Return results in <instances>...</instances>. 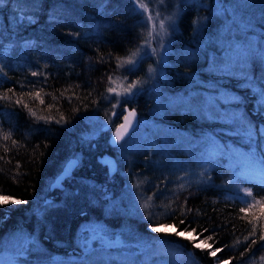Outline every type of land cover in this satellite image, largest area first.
<instances>
[{
    "label": "trees",
    "instance_id": "trees-1",
    "mask_svg": "<svg viewBox=\"0 0 264 264\" xmlns=\"http://www.w3.org/2000/svg\"><path fill=\"white\" fill-rule=\"evenodd\" d=\"M179 2L177 30L163 67L170 90L189 86L194 94L170 104L159 116L173 125L177 135L168 136L157 146L131 150L125 173L118 168L109 173L98 157L103 152L115 153L108 130L120 120L123 109L113 116L111 125L96 133L94 129L110 115L114 99L107 88L119 77L143 74L144 60L133 72L127 71L128 66L117 67V57L127 58L139 45L145 30L141 11L132 0H4L0 4V95L13 89L8 93L11 101L0 99V129L12 132V139H0V195L24 201L0 206V249L11 233L23 232L35 236L37 253L44 254L35 259L40 263L34 264H42L53 255L61 256L62 264L68 260L73 264H129L94 256L78 260L74 253L81 245L78 227L89 219L145 227L149 220L139 204L159 185L148 212L155 216L170 204L175 219L169 218L170 212L161 217L162 223H176L180 229L189 226L198 233L207 229L201 239L212 235L209 243L213 249H223L213 258L207 251L193 248L186 239L158 233L191 255L185 257L188 261L169 264H193V257L195 264H219V260L229 258L231 264H264L259 227L256 236H249L252 225L248 220L259 215V209L247 214L239 211L246 206L244 199L251 200L241 189L250 188L256 198H264V181L256 175V169L264 165V54L255 48L244 62L240 57L232 63L222 58L216 66L212 65L217 63L215 59L210 61L205 52L211 45L214 50L212 41L218 38L217 28L222 24L216 19L215 6L220 11L228 3L236 6L252 19L256 37L264 38V0ZM203 15L202 26L194 30L193 19ZM200 44V50L192 49ZM214 52L213 58L217 56ZM32 72L41 75L33 76ZM41 88L43 105L27 95L23 99L38 115H51L48 123L35 120L23 105L12 102L23 93ZM206 91L212 99L204 104L201 99ZM44 93H54L59 99L54 102ZM67 97H72L71 102ZM123 100L122 107L128 104L142 113L148 97L146 90H141L126 103ZM53 103L55 107L49 110L47 105ZM234 114L243 117V122L234 119ZM61 115L65 119L57 123ZM249 127L251 139L247 135ZM204 131L211 134L205 147L189 144ZM13 139L17 145L12 144ZM212 141L226 146L224 154L205 164ZM249 153L255 154L252 160L246 159ZM70 156L77 158L76 164L61 188L52 187L51 181ZM205 167L207 173L201 182ZM145 177L148 180L138 188L140 198L133 212L121 211L114 197L122 196L124 184ZM180 183L186 185L185 189L179 190ZM185 198L186 209L192 211L182 216ZM181 219L185 224H179ZM253 239L257 241L254 245ZM249 245L251 248L245 251Z\"/></svg>",
    "mask_w": 264,
    "mask_h": 264
},
{
    "label": "rangeland",
    "instance_id": "rangeland-1",
    "mask_svg": "<svg viewBox=\"0 0 264 264\" xmlns=\"http://www.w3.org/2000/svg\"><path fill=\"white\" fill-rule=\"evenodd\" d=\"M144 2L151 9V14H160L161 18L169 16L173 18V21L168 26V33L164 37L165 47H160L159 38H155L151 42V48H156L158 55L151 54V48H145L140 56L144 60L143 74L139 77H119L117 78L113 86L118 92L122 90L123 87L127 85L128 82L136 79L145 81L141 86L136 89V93L141 90H146L148 102L143 108L142 113H138V122L136 126L125 136V138L119 143L115 144L114 158L116 161L115 168L120 172H126L125 164L128 163V156L131 150H135L138 147H151L157 146L165 142L168 136L174 137L176 130L172 124L162 121L159 116H162L166 107L170 104L178 102L181 99H187L194 94V89L188 88L185 90H170L167 87V78L164 72V64L167 61V54L171 47V41L175 30H177V15L179 11V0H165L164 4H160L157 0H144ZM141 11V10H140ZM215 13L218 16L216 19L221 22V26L217 28V39L212 41L214 44V50L211 48L206 49V56L210 58V61L214 60L217 63L212 65L219 66V62L224 58L229 63H232L235 59L241 58L244 62L246 57L255 52H261L264 54V38L256 37L257 34L253 33L251 28L253 26L252 19L248 16H244L243 13L237 10L236 6L228 3L225 4V10L220 11L218 6L214 8ZM143 21L145 33L151 24L145 22V18L149 13H143ZM202 22L205 19L204 15L201 16ZM166 23H168L166 21ZM158 26L159 21H156ZM194 36V33H191ZM143 44V37H141L138 47ZM137 47V48H138ZM203 45L192 46L194 50H200ZM136 48V49H137ZM205 49V48H204ZM216 53L217 56L213 55ZM138 63V64H139ZM138 64L136 66H138ZM151 66L154 71L149 74L148 68ZM190 76V75H189ZM196 75H193V77ZM114 99L113 103L116 102V97L111 95ZM124 98L121 97V100ZM211 93L207 91L203 93V98L201 101L204 104L211 100ZM112 103V104H113ZM122 105L120 104L116 109V112H121ZM123 111V110H122ZM122 112L120 113L121 117ZM112 107L110 110V115L107 119L101 121L96 128L94 133L98 132L102 125L109 126L113 122ZM117 122V121H116ZM113 128V126L108 130V133ZM175 132V133H174ZM208 131L199 133L195 140L190 142L192 146H203L211 140ZM211 135V134H210ZM119 160L120 165L117 164ZM124 166V167H122ZM126 167V168H125ZM125 168V169H124ZM135 182L130 184H124V191L122 196H116V203L118 207H121L123 212H133L135 205L138 203L137 199L140 198L138 194V188L133 187ZM121 198L124 201L121 202ZM132 209V210H131ZM99 236H105L107 239L112 241L119 240L120 244L115 247H105ZM78 237L80 247L74 252L79 259L84 256H94L95 258L112 259L117 262L127 261L129 264H138L139 262H154L160 264H169L170 262L179 261L181 259L186 260L191 256L183 251L179 244L175 241L164 238V236L153 233L149 230L148 225L142 228L141 225L133 227L130 223L122 222L118 225L105 222L97 219H89L82 221L78 227ZM95 237V238H94ZM24 238H29L31 243L24 244ZM38 243L35 240L34 235H24L23 232H13L6 239L0 249V264H34L35 259L44 254L37 253ZM35 254H30L31 251ZM185 255L183 256V252ZM61 256L53 255L51 258L41 261L42 264H60ZM34 260V261H30ZM30 261V262H28ZM188 261V260H186ZM40 263V261H36ZM74 263V264H78ZM62 264V263H61ZM66 264H73L69 260Z\"/></svg>",
    "mask_w": 264,
    "mask_h": 264
},
{
    "label": "snow or ice",
    "instance_id": "snow-or-ice-1",
    "mask_svg": "<svg viewBox=\"0 0 264 264\" xmlns=\"http://www.w3.org/2000/svg\"><path fill=\"white\" fill-rule=\"evenodd\" d=\"M158 3L160 4H164L165 0H157ZM4 0H0V4H3ZM132 3L134 5L137 6V8L139 10H141L143 13H149L146 18H145V22L146 25L147 24H151V27L148 28V30L145 33H142V37H143V44L138 47L135 51H132L127 58H120L117 57V59L120 61L117 65L118 68L124 67V66H128L127 71L129 72H133L136 69V65L139 63V59H142V57L140 56V53L145 49V48H151V42L153 39L155 38H159V45L160 47H165L164 45V37L167 35L168 33V26L169 24L173 21L172 17L169 16H165L163 18H161L160 14L157 13L156 15H152L151 14V9L148 7V5L144 2V0H132ZM159 21V24L157 26L156 21ZM166 21L168 23H166ZM192 24L194 26V30H198V28L200 26H202V19L201 18H196L193 19ZM151 54L153 55H158L157 49L156 48H151ZM139 58V59H138ZM3 70L0 69V72H2ZM154 71V69L151 68V66H149L148 68V72L149 74H151ZM33 76H37V75H41V73L38 72H32ZM111 76L109 77V80L111 81ZM125 79H127V77H125ZM145 81H142L140 79H136V80H132L130 82L127 83V85L125 87L122 88L121 91H117L114 87L109 86L107 88V92L110 95H114L116 97V102L112 104V114L115 116L117 115L116 109L118 108V106L122 103L121 97L124 98L123 102L126 103L128 98L135 96L136 93V89H138L139 86H141ZM77 87H79V85H77ZM67 91V89L65 90ZM9 92H13V89H8L7 92H5L3 95H0V99L5 100V101H11L12 97H10L8 95ZM43 93V89H39V90H34V91H29L27 93H23L21 95V98L15 99L14 101H12L13 103H15L16 105H23V107L27 110V112L29 113V115L33 118H35V120L39 121V120H43L45 121V123L51 122L53 117L51 115L49 116H41L37 114V111L34 110L33 108L29 107V104L27 102L24 101L23 96L27 95L30 98H34L35 100H38L40 102L41 105H43L45 103V100L42 96ZM44 95H49L52 97V100L55 102L57 101L59 98L54 94V93H44ZM63 93H61V97H63ZM262 96H264V93H262ZM67 99L69 100V102H71L72 97H67ZM233 99H236L235 97H233ZM261 104H264V99L261 100ZM48 109L51 110L53 107H55V103L53 104H48L47 105ZM124 112H126V115L123 116V122L119 125L116 126L115 128V133H114V140L113 143L115 144H119L126 136V134L129 132V130L134 126V118L136 116V112L135 110H129L127 108H124ZM234 119H238L241 122H243V117L240 116H236L234 114L233 116ZM64 116L61 115L60 119L58 121H56L57 123H60L61 121H64ZM0 132H3L2 129H0ZM247 135L248 137L251 139L253 133L251 128L249 127L247 130ZM0 139H2L3 141H8L10 139H12V132L8 131V132H3L2 136H0ZM212 147L208 150L207 153V159L205 160V164H207L208 159H212L214 158L216 155H222L224 154V147L226 146H221L216 144L215 141H212ZM12 144L13 145H17V141L16 140H12ZM4 147V151L5 153H7L9 151L7 145H3ZM229 151H232L231 149ZM255 154L254 153H249L246 156V159L252 160L254 158ZM2 159V158H0ZM147 159V157L145 158ZM74 166V165H72ZM67 171V169H66ZM207 173V168L205 167V169L201 172V182H203V177L206 175ZM184 175H188L187 172L184 173ZM256 175L258 177L261 178L262 181H264V165H261L259 168L256 169ZM177 179H182V177H177ZM208 179H210V177H208ZM148 180L147 177L144 178V180L142 181H137V183L135 185H133V187L135 188H139L140 184L145 183ZM163 183V182H161ZM156 190L153 192V195L151 196H147L146 198H144L142 200V202L139 204V208L144 210V218L149 220V224H148V228L151 232L153 233H164L166 235H175L176 237L180 238V239H186L188 240L190 243H192L193 248L195 249H199L200 251H207V254L210 257L216 258L217 257V253L223 251V249L221 248H216L213 249V244L209 243V241L213 240V236L209 235L203 239H201V237L203 236L204 232L207 231V229H204L201 232H197L195 228H190L189 226H185L183 229L179 228V225L176 223H162L161 222V217L168 215L171 212V215L169 216L170 219H175V212H172L171 209V205H165V212L157 214V215H153L152 213L148 212V209L151 208L152 205V201L154 200L155 196L157 195V192L160 189L159 185H156ZM186 185L184 183H180L179 184V190H183L185 189ZM241 191L244 193L245 197L251 198V200L249 201L248 199H244L243 203L246 205L244 207H240L239 211L241 213H250L252 212L254 209H259V215H254L252 219L248 220V223L252 225V229L249 232V236H256L257 234V230L258 227L260 229V234H259V240L260 241H264V223H260L259 225L257 223H254V221H264V198H256L253 195V192L250 188H243L241 189ZM186 201L187 198H185V205L181 207L180 209V214L182 216H186V211L187 212H191V209H186ZM21 204L24 203V201L19 200V199H15L13 198V196L11 195H0V206H3L5 204ZM244 218V217H242ZM179 224H185V219H181L179 221ZM169 229H171V231H169ZM95 238V237H94ZM99 239L102 241V243L104 244L105 247H115L117 245L120 244L119 240L116 241H112L110 239H107L105 236H99ZM245 239H247V237H245ZM24 244L27 243H31L33 241H31L29 238H24ZM256 240L253 239L251 244H256ZM236 243H239V241H236ZM251 248V245L248 246V248L245 249V251H248ZM244 253H241V256H243ZM261 260H264V256L261 257ZM193 264H195V258L193 257ZM219 264H231V258L227 259V260H219Z\"/></svg>",
    "mask_w": 264,
    "mask_h": 264
},
{
    "label": "water",
    "instance_id": "water-1",
    "mask_svg": "<svg viewBox=\"0 0 264 264\" xmlns=\"http://www.w3.org/2000/svg\"><path fill=\"white\" fill-rule=\"evenodd\" d=\"M124 108H127L129 110L134 109L136 112V116L134 118V126L129 130V132L136 126L138 122V110L136 109V107L129 106L128 104H124L122 107L123 111H122L120 120L113 126V128L110 130L109 135H108V140L113 145H115V143H113L115 128L117 125L123 122V116L126 115V112H124ZM102 127L105 128L106 125L104 124L102 125ZM98 157L103 163L107 165V169L109 173H112L115 170L116 162H115L113 155L110 152H103L102 154L98 155ZM76 162H77V158L75 156H70L69 158H67L62 168L59 170V172L55 175L54 179L51 181L50 185L52 187L61 188L63 186V179L71 172L72 168L74 167L72 165H75Z\"/></svg>",
    "mask_w": 264,
    "mask_h": 264
},
{
    "label": "flooded vegetation",
    "instance_id": "flooded-vegetation-1",
    "mask_svg": "<svg viewBox=\"0 0 264 264\" xmlns=\"http://www.w3.org/2000/svg\"><path fill=\"white\" fill-rule=\"evenodd\" d=\"M122 115V114H121Z\"/></svg>",
    "mask_w": 264,
    "mask_h": 264
}]
</instances>
